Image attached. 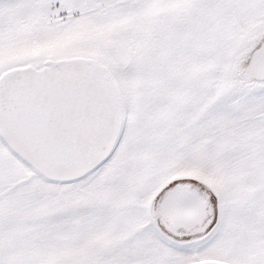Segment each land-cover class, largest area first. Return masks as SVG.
<instances>
[{
    "label": "snow or ice",
    "instance_id": "1",
    "mask_svg": "<svg viewBox=\"0 0 264 264\" xmlns=\"http://www.w3.org/2000/svg\"><path fill=\"white\" fill-rule=\"evenodd\" d=\"M0 264H264V0H0Z\"/></svg>",
    "mask_w": 264,
    "mask_h": 264
}]
</instances>
